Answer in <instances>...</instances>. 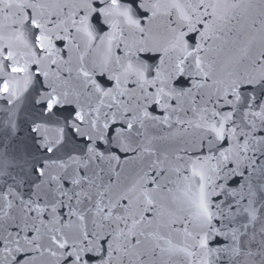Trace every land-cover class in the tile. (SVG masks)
<instances>
[{"label": "snow or ice", "instance_id": "snow-or-ice-1", "mask_svg": "<svg viewBox=\"0 0 264 264\" xmlns=\"http://www.w3.org/2000/svg\"><path fill=\"white\" fill-rule=\"evenodd\" d=\"M0 264H264V0H0Z\"/></svg>", "mask_w": 264, "mask_h": 264}]
</instances>
